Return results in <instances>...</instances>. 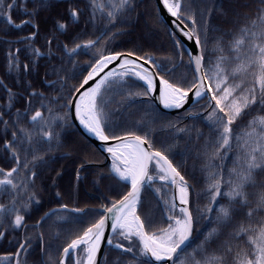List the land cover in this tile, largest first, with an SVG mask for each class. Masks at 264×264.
<instances>
[{
  "label": "snow or ice",
  "instance_id": "1",
  "mask_svg": "<svg viewBox=\"0 0 264 264\" xmlns=\"http://www.w3.org/2000/svg\"><path fill=\"white\" fill-rule=\"evenodd\" d=\"M18 3L20 11L28 17L23 23H14L11 16ZM32 3L35 6L27 12V0L7 3L0 0V21L8 29L31 27L33 33L19 43L28 44L24 51L39 58L41 52L30 47L39 35L35 18L51 5L49 0H32ZM158 3L177 22L175 30L192 41L199 52L186 54L191 80L173 83L156 75L159 69L150 55L107 51L106 46L116 35L109 36V32L118 22L123 26L122 18L135 10L136 0H107V3L89 0L86 23L95 28L99 19L104 22L103 27L96 39L75 42L71 49L67 46L63 49L74 67L75 57L88 56L86 67L78 74L73 72L71 77L61 76L53 69L58 79L47 86L55 88L59 84L60 92L66 88L67 95L58 93L48 104L42 94L28 91L31 84L26 85L29 102L33 98L41 101L40 108L27 117L32 131L19 128L12 132V140L3 144L7 154L4 163L10 167L7 171L0 168V194L9 196L10 202L0 206V222L8 221L5 230L0 231V240L11 234L9 229L18 232L25 228L24 213L31 202L40 203L30 189L37 177L34 170L37 162L45 161L32 145L38 136L39 143L47 144L49 151L53 144L57 149L61 147L60 134L53 130V124L59 120L57 126L63 127L70 113L65 111L63 117H54L50 105L65 101L62 110L71 109L80 127L107 145L104 151L111 159L109 178L124 191L109 206L101 208L97 213L99 219L67 239L58 264H101L100 256L105 255V249L130 258V264H264V0H257L259 6L251 16L224 9L218 25L212 22L214 8L202 11L198 24L191 3L187 7L185 0H158ZM83 14L84 10L79 8L68 10L73 22ZM55 28L65 32L67 24L57 23ZM176 48L182 51L180 44ZM20 51L17 48L8 52L10 70L21 67ZM31 63L35 65V60ZM22 67L24 73L30 71L27 64ZM69 80L75 81L71 87ZM133 81L140 82V91H132ZM118 89H127L125 98L130 100H147L158 89L157 99L164 109H181L188 103L202 106L203 111L197 116L203 119L210 134L197 153L202 161L204 189L196 195L197 200L204 199L205 203L195 209V215L191 200L194 190L166 155L168 150L156 149L147 132L119 134L111 130V113L107 111L110 101L106 95ZM8 96L11 99L14 94L9 91ZM45 111L49 115H44ZM21 118L17 112L13 128ZM245 120L246 124L237 128ZM3 123L7 127L9 121ZM200 136L198 132L197 140ZM17 140L19 144L15 143ZM228 160L230 166L224 163ZM157 184L159 187L152 189L156 197H161L162 192L167 197V190H171V197L162 200L166 226H157L153 216L140 211L146 186L152 188ZM25 193L27 199L23 198ZM45 218H50V214L46 213L41 221ZM201 222H204L203 230ZM194 231L196 239H193ZM16 245L12 256L0 257V264H28L31 240L16 241Z\"/></svg>",
  "mask_w": 264,
  "mask_h": 264
},
{
  "label": "trees",
  "instance_id": "2",
  "mask_svg": "<svg viewBox=\"0 0 264 264\" xmlns=\"http://www.w3.org/2000/svg\"><path fill=\"white\" fill-rule=\"evenodd\" d=\"M7 2L8 0H5V3ZM101 2L107 3V0H101ZM49 3L51 6L48 10L40 12L35 18V23L39 27V35L30 44L31 48L41 52L39 58L32 57L24 51L29 47L28 44L19 43L24 37L33 33L34 30L31 27H25L22 30L8 29L3 21H0V84H2L0 86V118H2L0 120V168L5 171L8 170L10 164L4 163L7 160V154L3 144L11 141L12 132L19 128H24L28 132L32 131L27 117L34 114V111L41 105L39 99L33 98L29 102L26 85L31 84V89L28 91L42 94L46 104L58 93L67 95L66 88L60 92L59 84L55 88L47 86L58 79L57 72L53 69H56L61 76L71 77L73 72L78 74L86 67L88 56L75 57L74 67L64 56V47L71 49L75 42L96 39L103 27L104 22L99 19L95 28L86 23L89 19L87 11L89 0H49ZM189 3L192 4L198 24L202 20L201 12L214 8L212 19L214 25L220 24L224 9H227L229 13L235 11L240 15L247 13L251 16L254 9L259 6L257 0H185L186 7ZM34 6L32 0H27L26 11L31 12ZM20 7L21 4L18 3L17 9L11 14L14 23H23L28 19L20 11ZM76 8L84 10V14L77 22H73L69 19L68 10ZM122 19L123 26L118 22L117 26L109 32V36L112 33L116 35L106 46L107 51L113 53L132 51L140 56L150 55L159 64V73L165 79L173 83H184L191 80L192 73L186 55L188 52L161 18L155 0H136L135 10L130 16ZM57 23H66L67 30L65 32L56 30ZM49 40H51L50 45ZM176 44L182 46V51L176 48ZM17 48L21 50L18 53L21 67L10 70L8 52L15 51ZM208 48L210 50L212 48L211 39ZM215 58V56L211 57L213 60ZM32 60H35V65L31 63ZM25 64L30 68L27 73L23 72L22 66ZM61 68L62 71H60ZM74 83V80H69L68 87ZM132 83L134 85L132 91L141 90L140 82L133 81ZM9 91L14 94L11 99L8 96ZM117 92L124 93V95H119ZM127 92V89H118L106 95V99L110 101L107 111L111 113V130L119 134H127L131 131L143 135L147 132L156 149L168 150L166 155L185 177L189 187L194 190L191 200L195 215V209L205 203L204 199L197 200L196 195L204 189V179L200 171L202 161L197 158V153L204 143V138L210 134L203 119L197 116V113L203 111L202 106L195 104L191 109L171 114L161 110L150 97L147 100L127 99L125 98ZM64 103L65 101H60L51 104L50 106L54 109L51 115L63 117L65 111L70 113L69 109L62 110L61 105ZM9 104H11L10 108ZM17 112L23 118L16 121V127L13 128L12 122ZM189 113L194 115L189 117ZM44 115H49V113L45 111ZM3 121H9L7 127ZM59 123V120L54 122L53 130L60 134V148L57 149L53 144L52 150L49 151L47 144L39 143L38 136L32 145L37 155H42L45 161V163L37 162L38 167L34 169L37 177L30 189L40 203L37 205L34 201L31 202L28 212L24 213L25 228L18 232H11L9 229L11 234L7 235L6 239L0 240V257L12 256L17 246L16 241L30 239L29 252L31 255L28 256V264H36L38 261L40 264H58L60 253L66 246L67 239L99 219L97 213L101 208L109 206L113 200L117 199L118 193L124 191L123 187H117L109 178V165L103 164L106 161L105 156L75 128L70 114L63 127L57 126ZM244 124L246 120L241 121L237 128ZM198 132L201 134L199 140H197ZM15 143L19 144V141ZM20 158L23 162V151L20 152ZM28 159H32L31 152L28 153ZM224 163L230 166L231 160ZM226 172L227 169H225V174ZM102 176L104 179H100ZM158 187V184L153 185L152 188L146 186V190L142 193L140 211L153 216L157 226H166L162 200L170 197L171 190H167V197L163 192L161 197H156L152 189ZM23 198L27 199V193ZM9 202V196L0 194V206H7ZM58 205L86 208V211L84 213L56 211L37 227L36 223L43 214ZM7 223V220L0 222V231L5 230ZM203 225L204 222H201V230H203ZM34 226H36L35 230H33ZM196 238L197 234L194 231L193 239ZM9 241L12 243L9 244ZM41 244L43 252H41ZM105 261L108 264H130V258L121 257L107 250L102 264H105Z\"/></svg>",
  "mask_w": 264,
  "mask_h": 264
},
{
  "label": "water",
  "instance_id": "3",
  "mask_svg": "<svg viewBox=\"0 0 264 264\" xmlns=\"http://www.w3.org/2000/svg\"><path fill=\"white\" fill-rule=\"evenodd\" d=\"M159 14L161 15V18L168 24V26L170 27V29L172 30V32L179 38V40L183 43V45L185 46V48L187 49L188 53H192V54H199V52L196 50L195 45L192 41H188L186 40L183 36L180 35V33L178 31L175 30L176 28V21L169 17L166 10L163 9V6L161 4L158 3V0H155ZM156 67V66H155ZM156 75H160L159 72L156 73ZM161 76V75H160ZM162 77V76H161ZM163 78V77H162ZM158 96V89L157 91L151 96V98L155 101V103L159 106V108L167 113H171V114H177L180 113L184 110L190 109L192 106H194L195 104L192 103H188L184 106V108L181 109H164L160 104L159 101L157 99ZM70 110V115H71V121L74 124L75 128L81 133L82 136H84L90 143H92L105 157H106V161L103 164H111V159L108 156V153L106 151H104V148L107 146L105 144H102V142L95 140L93 137L89 136L84 129H82L79 125L78 122L75 121L74 119V112ZM190 116V115H189ZM173 163V162H172ZM175 166V165H174ZM182 174V173H181ZM73 209H75V211H72ZM59 210H66V211H71L74 213H83L85 212L86 209H81V208H77V207H72L69 205H59V206H55L51 209H49L46 213L47 214H52L56 211ZM42 217H45V214ZM41 217V218H42ZM41 218L38 222H40L38 224V222L36 223V226H39L43 221H41ZM194 233V232H193ZM106 252V249H105ZM105 255H101L100 256V260H101V264L103 262Z\"/></svg>",
  "mask_w": 264,
  "mask_h": 264
},
{
  "label": "rangeland",
  "instance_id": "4",
  "mask_svg": "<svg viewBox=\"0 0 264 264\" xmlns=\"http://www.w3.org/2000/svg\"><path fill=\"white\" fill-rule=\"evenodd\" d=\"M170 197H171V195H170ZM170 197H169V198H170Z\"/></svg>",
  "mask_w": 264,
  "mask_h": 264
}]
</instances>
